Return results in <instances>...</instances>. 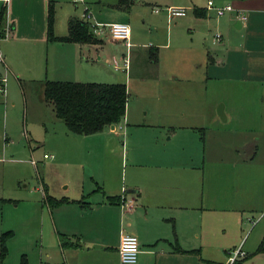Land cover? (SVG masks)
<instances>
[{
  "label": "crops",
  "instance_id": "0c3cea01",
  "mask_svg": "<svg viewBox=\"0 0 264 264\" xmlns=\"http://www.w3.org/2000/svg\"><path fill=\"white\" fill-rule=\"evenodd\" d=\"M50 1L58 4L61 0H0V9L4 3L7 7L5 21L12 24L9 36H0V62L17 81L20 82L21 78L40 80L42 77L122 82L116 81L119 80L116 73H121L122 78L130 77L132 56L147 57L155 68L158 66L159 47L152 44L133 46L130 26L129 46L123 40L111 38L107 31L94 34L96 40L91 42L47 40ZM116 1L90 0L89 4L91 9L97 7L94 15L99 21L129 24L137 0H132L126 9L115 7ZM214 2L216 5L231 3L234 9L217 14L214 8L207 7L206 0H184L174 4L186 7L183 15L169 18L167 9L166 12H158L159 17L165 16L174 22H177L176 17H180L190 33L189 40L182 46L190 59L187 72L160 81L175 88L179 86L181 96L188 99V103L181 104L179 113L167 108L165 119L147 124L152 131L156 127L162 129L153 131L149 143L138 142L135 145L130 155L131 163L124 167V181L121 184L117 182L115 186L113 177L95 175L102 181V188L93 177L90 182L84 178L78 194L66 192L68 198L79 200L50 206L44 200L47 192L40 180L43 185L40 205L42 228L44 224L46 227L51 224L54 228L53 236L48 232L47 239L41 238L40 262L109 264L101 262V258L93 254L95 250L99 251L97 246H105L115 254L111 263L115 264L120 234L131 232L137 236L140 247L137 260L132 264H222L227 250L240 244L246 255L240 257L237 264H264V251L254 252L264 235V226L253 227L241 243L242 213L234 219L239 231L230 225L227 233L226 223L223 227L215 224L205 212L216 204L211 201L205 204L204 196L202 199L197 197L198 176L197 173H189L190 168L199 165L201 153L203 161L219 154L220 159L232 166L251 164L261 154L262 167L255 177L242 172L236 174V171L230 176L232 182H236L234 188L237 191L248 183L249 192L252 191L251 180L261 183L264 178V0ZM57 12L55 10L54 32L63 35L68 31L69 18L74 15L65 11L64 15L58 16ZM238 13L246 14V19L242 20ZM216 32L221 35L219 41L213 38ZM169 33L167 41L162 43L164 47L170 46ZM106 38L125 45L128 50L121 57L113 55L111 61L106 58L107 64L103 65L99 51H102ZM44 47L47 48V68L43 67ZM177 79L181 80L180 83L173 85ZM260 102L263 109L259 108ZM196 127L213 132L212 143L207 141V136L200 138L201 131L199 136ZM117 128L116 124H110L91 134L114 131L117 135ZM61 131L51 145L56 156L76 140L72 137L73 132L68 129ZM5 133L10 134L6 129ZM27 138L29 148H32L30 138ZM10 141L13 142V138ZM93 182L98 188L95 187L91 194L87 191L92 190ZM69 186L67 180L64 187ZM256 191L259 193L258 188ZM109 196H114L115 201H111ZM59 233L67 236V244L61 243Z\"/></svg>",
  "mask_w": 264,
  "mask_h": 264
},
{
  "label": "rangeland",
  "instance_id": "374dc122",
  "mask_svg": "<svg viewBox=\"0 0 264 264\" xmlns=\"http://www.w3.org/2000/svg\"><path fill=\"white\" fill-rule=\"evenodd\" d=\"M182 1L184 0L136 1L135 11L128 21L133 46L157 45L160 50L158 69L147 57L140 59L138 56H132L130 77L122 78L121 73H116V79H119L116 81L125 82L128 89L126 118L116 124L119 134L116 135L114 131L105 134L72 133L76 140L65 146L58 156L51 145L56 141L57 135L63 132L61 130L67 128L63 120L54 114L52 104L44 100V79L21 78L19 82L0 62V75L7 78L6 82L4 80V90L0 89V132L3 131L0 136V236L4 235L5 239V254H0V264H44L40 262L41 238L47 239L48 232L53 236L54 228L51 224L48 227L44 224L42 228L40 205L43 185L40 180L43 181L45 191L50 195L55 194L53 196L57 198L67 196L66 192L78 194L84 184V178L90 182L93 177L98 180L97 184L104 188L102 181L95 175L102 178L113 177L115 186L117 182L121 184L124 181V167H129L130 155L135 145L138 142L149 143L153 138V131L162 129L156 127L152 131L147 124L157 123L160 118L165 119L167 108L173 113H179L182 111L181 104L188 103V99L181 96L179 86L175 88L160 82L172 79L174 74L184 75L187 72V64L190 63L187 51L182 47L190 38L185 22L181 21L180 17H176L177 22H174V19L159 17L158 13L166 12L168 6H183L174 5ZM54 6L55 10H58V16L70 11L77 18H81L84 8L81 2L74 0H61L58 4L55 2ZM96 8L94 6L91 9L95 15L98 11ZM168 33L171 34L170 46L164 47L162 43L167 41ZM0 36H6L3 30ZM111 38L105 39L106 43L102 51H99L103 65L107 64L106 58L111 61L113 55L121 57L128 50L125 45ZM43 53V67L47 68L46 47ZM180 81L177 79L173 85H178ZM259 108L263 109L261 102ZM190 118L195 119L192 116ZM196 128L198 133L201 131L200 138L207 136V141L212 143L213 132ZM5 129L10 134H6ZM27 136L32 148H29ZM10 138L14 141H10ZM44 153H47V156H44ZM218 155L207 157L203 161L201 153L199 165L190 168L189 173H197V197L202 199L204 196L205 204L210 201L216 204L205 212L215 224L223 227L226 223L224 227L227 233L230 232V225L239 231L238 223L234 219L242 213L243 243L253 227L257 229L264 226V178L261 183H254L253 180L249 182L252 185L251 192L248 190V183L241 184L237 191L234 188L236 182H232L230 175L236 171V174L242 172L243 175L255 177L257 172L259 173V167H262L261 154L251 164L241 163L237 166L230 165ZM127 174L126 168V176ZM67 180L70 186L64 187ZM97 184L93 182L92 190L87 192L92 194L98 188ZM253 184L256 185L254 188ZM43 205L46 208V205ZM252 235L247 238V242ZM97 247L100 248L98 252H93L95 257L99 256L104 263L114 262L115 254L110 248Z\"/></svg>",
  "mask_w": 264,
  "mask_h": 264
},
{
  "label": "trees",
  "instance_id": "16d2710c",
  "mask_svg": "<svg viewBox=\"0 0 264 264\" xmlns=\"http://www.w3.org/2000/svg\"><path fill=\"white\" fill-rule=\"evenodd\" d=\"M132 0H117L118 8H129ZM6 4L0 9V33L6 19ZM197 11V9H194ZM55 10L53 2H49L47 11V40L91 42L96 38L88 23L76 16L68 20V31L63 35L54 32ZM11 27V26H10ZM43 97L53 106L54 114L61 118L67 129L73 133L91 134L102 130L110 124H117L124 116L128 90L123 82L73 81V80H43ZM114 196H109L111 201ZM44 200L50 205L64 201L79 200L67 196L60 198L50 194ZM63 245L68 243L67 236L59 233ZM4 235L0 236V254H5ZM193 250V249H190ZM264 251V235L254 252ZM25 264V263H24Z\"/></svg>",
  "mask_w": 264,
  "mask_h": 264
},
{
  "label": "built area",
  "instance_id": "2783aa9c",
  "mask_svg": "<svg viewBox=\"0 0 264 264\" xmlns=\"http://www.w3.org/2000/svg\"><path fill=\"white\" fill-rule=\"evenodd\" d=\"M74 2H81L84 5L82 11V19L85 20L89 27L91 28L93 34L103 33L107 31L113 39H120L125 41L126 45H130L129 41V24L124 21H110L103 22L95 18L93 11L89 5V0H74ZM207 7L214 8L217 14H222L225 11L234 9L231 3H226L223 5H216L214 0H206ZM186 13L185 6H168L167 14L169 18L174 16L183 15ZM242 20L246 19V14L238 13ZM10 24L5 21L2 26L3 33L7 36L10 31ZM215 41H219L221 38L220 33L216 32L213 35ZM116 66V63H115ZM5 76H0V89L4 90V80ZM47 156V153H44ZM33 161V160H32ZM34 162V161H33ZM122 203L125 204L122 200ZM252 224L253 221L251 220ZM140 251L139 241L135 234L131 232H122L120 234L119 244H118V262L117 264H132L136 262L138 253ZM246 255V252L239 245L232 249L227 250L226 259L222 264H237L240 257Z\"/></svg>",
  "mask_w": 264,
  "mask_h": 264
},
{
  "label": "water",
  "instance_id": "95a60500",
  "mask_svg": "<svg viewBox=\"0 0 264 264\" xmlns=\"http://www.w3.org/2000/svg\"><path fill=\"white\" fill-rule=\"evenodd\" d=\"M112 125V124H111Z\"/></svg>",
  "mask_w": 264,
  "mask_h": 264
}]
</instances>
